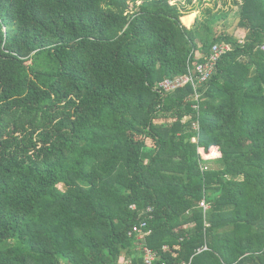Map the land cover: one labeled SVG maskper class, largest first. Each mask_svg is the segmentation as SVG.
<instances>
[{
  "label": "trees",
  "instance_id": "obj_1",
  "mask_svg": "<svg viewBox=\"0 0 264 264\" xmlns=\"http://www.w3.org/2000/svg\"><path fill=\"white\" fill-rule=\"evenodd\" d=\"M190 12L0 0V264H142L147 206L160 261L264 264V0H240L234 35ZM215 43L197 109L190 84L157 89Z\"/></svg>",
  "mask_w": 264,
  "mask_h": 264
},
{
  "label": "built area",
  "instance_id": "obj_2",
  "mask_svg": "<svg viewBox=\"0 0 264 264\" xmlns=\"http://www.w3.org/2000/svg\"><path fill=\"white\" fill-rule=\"evenodd\" d=\"M261 48H264V46ZM228 50H230V45L227 43L213 44L209 52L202 57V61H192L191 65L187 67V71L183 74L164 78L158 83L157 89L163 93H169L179 87L190 84L194 90L193 100L196 101L195 104L192 105V108L197 109L198 102L202 100V95L197 92V88L211 77L219 58ZM186 119L187 118H184L183 120ZM193 127L195 130H198V123H194ZM193 141H196V138H193ZM198 207L203 211L205 226H208L209 224L205 219L206 213L210 209V205L202 199L198 203ZM130 208L135 209V205H131ZM152 210L153 208L151 206H147L139 212L138 220L128 231V236L135 239L136 249L141 256L142 264H168L165 261H160L157 251L146 244V237L151 234L148 222L152 219ZM203 249H206V247H203L198 251ZM117 264H133L132 257L127 254H122L119 257ZM177 264H189V262L182 261Z\"/></svg>",
  "mask_w": 264,
  "mask_h": 264
},
{
  "label": "rangeland",
  "instance_id": "obj_3",
  "mask_svg": "<svg viewBox=\"0 0 264 264\" xmlns=\"http://www.w3.org/2000/svg\"><path fill=\"white\" fill-rule=\"evenodd\" d=\"M128 3L129 9H131V1ZM137 3H139V1H137ZM169 3L175 4L183 12L191 10L189 14H194V18L188 26L183 24V16L181 17V23L186 27H191L193 25L196 16L201 18V12L205 10V8H210V14H218V20L212 25V31L214 32V35H220L224 33L228 35H234L238 25L240 24L242 26L238 17L240 0H169ZM193 9L194 11H192ZM208 16L209 15H206V17ZM241 32H243V30H240L239 34ZM239 39L241 41L243 40V38ZM195 57H200V54L196 52Z\"/></svg>",
  "mask_w": 264,
  "mask_h": 264
},
{
  "label": "crops",
  "instance_id": "obj_4",
  "mask_svg": "<svg viewBox=\"0 0 264 264\" xmlns=\"http://www.w3.org/2000/svg\"><path fill=\"white\" fill-rule=\"evenodd\" d=\"M185 16H187V15H185ZM194 18V17H193ZM193 20V19H192ZM191 23V22H190ZM188 26V25H187Z\"/></svg>",
  "mask_w": 264,
  "mask_h": 264
}]
</instances>
